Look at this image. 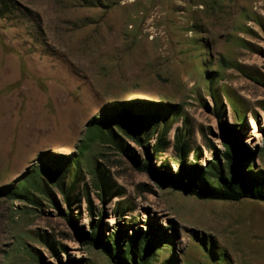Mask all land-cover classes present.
Returning <instances> with one entry per match:
<instances>
[{"label":"rangeland","instance_id":"rangeland-1","mask_svg":"<svg viewBox=\"0 0 264 264\" xmlns=\"http://www.w3.org/2000/svg\"><path fill=\"white\" fill-rule=\"evenodd\" d=\"M131 102L167 108L133 137L86 139ZM222 128L264 176V0H0V264H116L83 245L96 221L165 231L153 264H264V201L198 199L139 168L176 171V134L204 166ZM22 185L30 199L11 198Z\"/></svg>","mask_w":264,"mask_h":264},{"label":"trees","instance_id":"trees-1","mask_svg":"<svg viewBox=\"0 0 264 264\" xmlns=\"http://www.w3.org/2000/svg\"><path fill=\"white\" fill-rule=\"evenodd\" d=\"M154 105L156 107L152 108H144L133 102L109 105L99 119H94L88 124L85 131L86 139L114 141L115 129L133 137L132 131L137 129L140 131L147 124L151 128L154 121L160 119L159 115L166 112L167 107L161 104ZM134 127L137 129L133 130ZM168 131L169 126H164L156 138L153 148L155 151H162V148L167 146L165 136ZM262 134L264 135V129ZM218 139L223 149L219 150L211 142L207 149L212 157L206 160L204 166L184 163L192 149L186 139L176 134L174 149L179 160L176 171L159 170L153 174L147 161L139 168L152 173L161 184L198 199L264 201V176L251 169L249 165L251 151L244 144L238 131L234 128H222ZM148 140L146 136L143 142ZM193 155L195 159L199 158V152ZM42 169L43 167L38 172L41 173ZM10 194L11 198L30 199L24 185L11 190ZM81 239L83 245L98 247L116 264H153L154 252L159 250L165 241L167 242L168 237L165 231H160L151 224H147L146 231L136 232L132 236H127L121 231L113 236H106L101 231L99 221H96L89 233L81 235Z\"/></svg>","mask_w":264,"mask_h":264}]
</instances>
